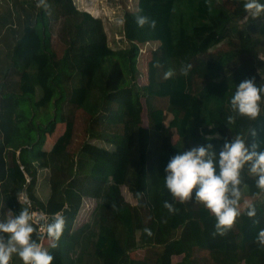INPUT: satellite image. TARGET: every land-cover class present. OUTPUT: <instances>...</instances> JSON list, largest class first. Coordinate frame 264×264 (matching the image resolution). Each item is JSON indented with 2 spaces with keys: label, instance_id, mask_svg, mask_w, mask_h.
<instances>
[{
  "label": "trees",
  "instance_id": "1",
  "mask_svg": "<svg viewBox=\"0 0 264 264\" xmlns=\"http://www.w3.org/2000/svg\"><path fill=\"white\" fill-rule=\"evenodd\" d=\"M55 2L64 10L67 8L69 14H80L72 0ZM235 2L138 0L136 12L125 16L124 36L130 49L124 51H114L108 45L101 21L84 12L70 47L59 61L50 47L52 33L44 9L39 14L38 24L26 23L22 29H18L14 21L2 17L14 41L9 55L10 69L2 73L18 74L19 81L2 85L7 90L3 97L11 103L0 112V183L3 186L0 220L18 214L22 207L30 211L27 204L19 203L18 192L26 194L33 209L51 216L61 213L66 221L63 234L59 241H54L57 246L53 248V243L48 250L54 256L53 264H76L73 259L67 260L65 253H76L79 247L77 260L81 261L84 253L81 248L92 237L96 238L98 264H172L174 256L183 254L187 264H221L211 256L216 253L226 256L224 264H264V247L255 243L259 229L263 228L259 218L254 221L242 213L225 235H214L216 218L203 204L193 198L188 208L181 205L180 210L169 212L164 203L174 205L176 202L168 189L160 191L163 165L175 155L190 150L188 139L198 144L205 142V145L211 142L217 152L226 139L231 141L236 135L248 140L249 144H259L264 139V93L257 120L241 117L231 110L230 101L236 85L249 79V73L258 63L262 66L257 59L264 47V28L259 33H244L243 45L238 40L240 31L229 29L230 22L240 14L232 8ZM140 15L155 20V29L140 28L136 23ZM224 42L233 49L218 50ZM152 43L158 47L145 51L146 66L142 71L138 68L139 52L141 47ZM245 56L250 59L241 60L232 77L218 81L227 67ZM188 65L192 66L191 70L184 75L182 69ZM169 69L175 75L165 79L164 73ZM194 70L206 71L209 79L206 86L195 93L189 88ZM227 80L234 82L226 84ZM67 84L71 90L68 104L86 116V134L92 141H101L107 147L86 142L81 149L84 160L59 164L57 158L72 144L76 126L72 118L63 115ZM38 89L42 95L35 101ZM154 98H166L170 108H174V118L168 126L163 123L164 109L152 105ZM142 99L148 104L152 127L144 126ZM106 102L112 103L107 117L102 116ZM39 108L53 110L44 114L47 127L34 120ZM230 115L236 116L234 124L227 123ZM59 123H65L64 133L47 153L42 150L45 134H52ZM252 128L258 133L255 139L250 136ZM173 129L180 138L176 144L172 142ZM225 129L232 137L222 136ZM217 135L218 139L208 141L207 137ZM151 153L160 155L162 164L148 167ZM85 164L89 165L90 172L81 181L76 169L82 171ZM37 166L42 172L51 169V195L47 201L35 192ZM244 183L247 188L242 187L243 196L263 194H258L255 181ZM122 187H127L137 199L145 198L151 215L158 194L161 196V207H158L168 214L170 225L160 228L151 218L147 229L152 235L146 233L145 243L152 247L164 246L162 253L147 250L143 257L126 261L130 248L137 245V237L133 206L125 200ZM85 198L97 202L92 212L98 218L91 236L83 233L89 225L75 230ZM185 227L186 232L179 238V230ZM230 231L241 235L242 253L231 252ZM69 233L72 243L67 247ZM81 234L86 239L78 243ZM33 238L41 243L48 236L42 237L38 232ZM195 245L207 249L208 256L191 259L186 252Z\"/></svg>",
  "mask_w": 264,
  "mask_h": 264
},
{
  "label": "rangeland",
  "instance_id": "2",
  "mask_svg": "<svg viewBox=\"0 0 264 264\" xmlns=\"http://www.w3.org/2000/svg\"><path fill=\"white\" fill-rule=\"evenodd\" d=\"M37 2L34 0H0V62L3 64H0V112H4V109L7 105H9L11 102L10 100H7V98L3 97L5 94H7V90L5 86L9 84V81H19V75L10 73L9 75L6 73H2L8 69H10L9 64V55L12 53V47H13V38L11 33L9 32V28L4 24V21L2 20V17H7V19L10 21H14V25L18 27V29H22L26 23L31 24H38L40 21L39 14L42 12L43 8L37 7ZM73 5L76 7V9L79 11L80 14L72 15L67 13V8L64 10L62 7L58 6L55 2V0H47V3L50 5V14H47V19L49 21V28L51 29L52 37H51V44L50 47L55 54L56 60H61L63 55L65 54V51L70 47V43L73 41V37L76 35L77 29L79 25L82 23V16L81 14L84 12L89 13L91 16H93L95 19H98L102 23V27L104 29V33L107 37L108 45L114 50V51H124L127 49H130V43L126 40L124 36V25H125V16L127 13H133L137 10V4L138 0H72ZM262 3H264V0H261ZM233 10L240 11L239 13V20L238 23L240 24V27L242 29L246 28L247 26H252L254 29H257L261 26V23L263 24L264 28V19L260 20H253L249 21L246 24L241 23V19H243L244 15V9H243V0H237V2L232 5ZM2 9V10H1ZM45 11V10H44ZM263 28L261 30H263ZM11 36V37H10ZM244 38L245 34L243 31L239 34V42L241 45L244 44ZM158 44H149L145 47H141L140 55L138 58V68L142 71H145L144 68L146 66V54L144 55L145 51L149 48H157ZM232 46L227 44L226 42L222 43L218 50L221 52H228L232 50ZM231 48V49H230ZM221 54V53H220ZM223 54V53H222ZM264 54V47H263V53ZM248 57V58H247ZM250 59L249 56H245L244 58L237 59L234 61L229 67H227L222 73V77H218V81H221L222 78H229L232 77V73L235 72V70L241 65V60ZM258 61L260 63L264 64V61H261L258 56ZM262 66L257 64V68L255 70L251 71L249 73V79H254L257 85H261L264 83V65ZM196 71V72H195ZM209 82V79L206 75V71L204 70H194L191 72L190 80H189V88L192 90V92H197L200 90L203 86H206V84ZM234 81L227 80L226 84H230ZM194 87V89H193ZM67 95L65 96V103H64V113L63 115L68 116L72 118L75 123V132H74V138L72 141V144L70 147L65 151L62 156L57 158V162L59 164H64L65 161L70 160L71 162H78L80 160H84V157L82 156L81 149L84 143L90 142L93 139L86 134V116L83 113V111L78 110L75 106H71L68 104V100L70 99V88L67 84ZM42 95V92L40 89H38L37 95L35 97V101H38ZM142 102L144 104V126L152 127V120L150 119L151 114L148 112V104L146 103L145 99H142ZM110 102H106L104 111L102 116H108L109 115V108L111 107ZM152 105L156 109H164V120L163 123L168 126L170 122L174 118V108H170V104L168 103V99L166 98H154L152 100ZM47 110L49 112H53L52 108L46 109V108H39L36 112L37 116L34 119L37 123H43L44 127H47V122L45 123L44 114L47 113ZM180 115L183 116L182 113ZM181 116V117H182ZM65 130V123H59L57 125L56 130L50 134H45L44 138V144L42 145V150L49 153L52 150L53 145L56 143V141L59 139V137L64 133ZM223 137H232L229 133L228 129H225L224 132H222ZM1 137V135H0ZM171 137L172 142L176 144L178 139V133L176 129L171 130ZM95 144L99 145L100 147H107L106 144L102 143L101 141H92ZM205 144V142L194 143L192 139H188V145L190 146V149ZM19 152V151H18ZM162 164L160 155L151 153L149 154V165L158 166ZM167 165H163L162 168V174H161V184L160 191L165 190L167 191L166 187V172L165 168ZM37 169V186L35 188L36 195L43 199L48 200L50 197V182H51V169H45L43 172L39 169V167H36ZM90 167L89 165L85 164V167L82 171L77 172V178L81 181L84 180V176L89 174ZM243 179L244 182L252 183L255 181L254 177H251L247 174V172L243 173ZM30 178H28V182H30ZM3 189V186L0 183V190ZM122 193L126 201L132 204L133 210H134V216H135V222H136V237H137V245L130 248V251L128 252L127 259H137L140 257H143L146 251H154L158 253H162L164 251V246L162 245H154L148 246L145 241L147 239V235L145 232V229H147L151 224V218H154L157 221V226L160 228L167 227L170 225V218L168 217V214L166 215L162 209L158 206L159 205V198L161 197L158 194V201L155 206L154 213L151 215L149 207L147 205V201L145 198L137 199L135 198L128 190L127 187H122ZM86 203H88L90 207H93L95 209L97 202L96 200L92 198H85ZM175 200V199H174ZM176 204H174V208L176 210H180L181 205H184L186 208H188V203L191 202L190 200L185 203H180L178 200H175ZM202 204V203H201ZM249 204H253L257 207V218L260 219V222L262 223V227L264 228V193L257 197H249V196H243L241 200V207H240V213H244L246 215V211ZM86 205V204H85ZM161 207V206H160ZM92 208V210H93ZM152 216V217H151ZM98 216L95 215V213L86 212L81 213L79 212L76 222H75V230L79 228L82 225H89L88 228L84 229L83 233H86L87 235H92V229L95 227V222ZM186 227L179 230L178 237L181 238L182 234L186 232ZM82 233V234H83ZM237 232L230 231L228 232V237L230 241V248L231 252L234 250L236 253H242L241 250V235ZM81 234V235H82ZM186 238V237H185ZM191 238V237H190ZM67 244L68 247L72 240L70 239V233L66 235ZM86 236L82 235V238L78 241V243L81 240H85ZM88 241V240H86ZM95 241L96 238L92 237L84 246L81 248L83 253V258L81 261L77 260L80 251L77 249L76 253H65V258L67 260L73 259V261L76 264H98L99 260L95 253ZM54 243L53 240H50L49 238H45L41 241V244L44 249L47 251L49 250L50 246ZM83 243V242H82ZM77 245V242H75ZM81 244V243H80ZM74 245V246H76ZM63 247L64 246H60ZM190 258H195L196 260H200L202 257H207L209 254V251L207 249L198 248L196 245L191 250H189ZM181 258H179V262L177 260H174V264H182L186 263L185 255H179ZM212 258L217 262L224 264L225 261V255L223 253H216L211 254ZM11 264H23V261L19 259L18 256H14Z\"/></svg>",
  "mask_w": 264,
  "mask_h": 264
},
{
  "label": "clouds",
  "instance_id": "3",
  "mask_svg": "<svg viewBox=\"0 0 264 264\" xmlns=\"http://www.w3.org/2000/svg\"><path fill=\"white\" fill-rule=\"evenodd\" d=\"M37 7L50 14L47 0H38ZM243 9L246 15L241 19V23L264 19V3L261 0H243ZM136 23L140 28L156 27V21L144 15L137 16ZM258 56L264 61V54ZM191 67L188 65L182 69V73L187 75ZM174 75L175 72L169 69L164 73V78L171 79ZM262 93L264 83L257 86L254 79L243 80L236 85V91L231 98L232 112L253 121L257 120L261 115ZM235 120L236 116L230 115L227 123L234 124ZM250 136L253 139L258 137L255 128L250 129ZM218 138V135L214 138L207 137L208 141ZM245 171L255 178L258 194L264 193V139H261L259 144H249L248 140L236 135L231 141L226 139L218 152L211 142L183 151L167 163L165 182L173 198L180 203L193 198L202 203L216 218L214 235L223 236L233 228L241 215L242 187L247 188L243 179ZM17 199L24 205L28 198L25 193L18 192ZM164 207L169 212L176 211L173 204L167 201ZM257 214V207L249 204L247 217L255 221ZM34 216V212L22 207L18 214L13 213L0 220V264H11L14 256H18L23 264H53L54 256L33 236H38L39 229L46 231L50 240L59 241L65 228V218L56 213L51 222L40 224L33 219ZM145 232L149 236L152 235L149 229H145ZM255 243L264 247V228L259 229ZM56 246L55 243L52 245L53 248Z\"/></svg>",
  "mask_w": 264,
  "mask_h": 264
},
{
  "label": "built area",
  "instance_id": "4",
  "mask_svg": "<svg viewBox=\"0 0 264 264\" xmlns=\"http://www.w3.org/2000/svg\"><path fill=\"white\" fill-rule=\"evenodd\" d=\"M29 207H30V212H34L35 213V216L33 217V219L35 221H38L40 224H43L45 221L47 222H51L52 220V217L51 215L39 210V209H33L32 205H31V202L29 199H27V203H26ZM86 204V205H85ZM89 204L86 203V200H84L83 204H82V209H81V213H88V212H91L94 210L93 207H90L88 206ZM93 208V210H92ZM61 214V213H60ZM62 215V214H61ZM38 232L39 234L44 237L47 235L46 231H39L38 229Z\"/></svg>",
  "mask_w": 264,
  "mask_h": 264
},
{
  "label": "crops",
  "instance_id": "5",
  "mask_svg": "<svg viewBox=\"0 0 264 264\" xmlns=\"http://www.w3.org/2000/svg\"><path fill=\"white\" fill-rule=\"evenodd\" d=\"M218 1H219V3H222L223 1H226V0H218ZM235 1H237V0H235ZM235 17H236V15H235ZM239 18H240V16H239ZM239 18H236L230 22V25H229L230 28L229 29L238 30L240 32L243 31L244 33H250L251 32L254 34V33H259L261 31V29L263 28V24L261 23V26L257 29H254L252 26H247L246 28L242 29L240 27V24L238 23ZM179 258H181V257L180 256H174L172 258V264H174L175 259L177 260V262H179Z\"/></svg>",
  "mask_w": 264,
  "mask_h": 264
},
{
  "label": "bare ground",
  "instance_id": "6",
  "mask_svg": "<svg viewBox=\"0 0 264 264\" xmlns=\"http://www.w3.org/2000/svg\"><path fill=\"white\" fill-rule=\"evenodd\" d=\"M2 10V9H1ZM11 37V36H10Z\"/></svg>",
  "mask_w": 264,
  "mask_h": 264
}]
</instances>
